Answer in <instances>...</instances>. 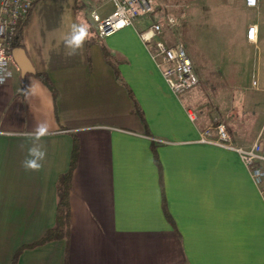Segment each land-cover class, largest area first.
<instances>
[{"label": "crops", "instance_id": "crops-1", "mask_svg": "<svg viewBox=\"0 0 264 264\" xmlns=\"http://www.w3.org/2000/svg\"><path fill=\"white\" fill-rule=\"evenodd\" d=\"M154 1L151 19L173 47L182 44L174 31L184 26L188 43L214 2L241 4L248 44L249 27H258L259 0H178L164 9ZM78 5L37 0L13 48L11 79L0 84V264H264L263 198L238 153L200 142L217 113L196 88L170 89L140 39L153 23L100 40L88 31L73 54L64 45L72 26L94 25L92 11L113 13ZM41 123L46 157L39 171L25 170L26 133ZM75 142L69 238L40 243L57 226V182Z\"/></svg>", "mask_w": 264, "mask_h": 264}, {"label": "rangeland", "instance_id": "rangeland-1", "mask_svg": "<svg viewBox=\"0 0 264 264\" xmlns=\"http://www.w3.org/2000/svg\"><path fill=\"white\" fill-rule=\"evenodd\" d=\"M174 1L178 0H156L161 9ZM217 3L209 7L200 26L191 27L194 34L188 43L184 26L174 35L186 46L199 78L195 90L202 92V98L217 113L215 118L226 121L234 145L249 149L264 124V0H259L253 10L259 28L256 44L241 38V4L229 7ZM78 4L86 9L102 7L101 14L115 10L114 0H78ZM179 6L184 7L183 3ZM137 22L143 26L151 25L153 20L142 18Z\"/></svg>", "mask_w": 264, "mask_h": 264}, {"label": "built area", "instance_id": "built-area-1", "mask_svg": "<svg viewBox=\"0 0 264 264\" xmlns=\"http://www.w3.org/2000/svg\"><path fill=\"white\" fill-rule=\"evenodd\" d=\"M35 0H0V80L7 84L11 79L9 69L13 61V48L19 29L28 20ZM115 10L106 18L97 11L91 12L95 31L100 39H105L118 31L134 26L137 19L151 18L156 12L154 0H114ZM250 7L257 5V0H247ZM171 23L172 21L169 20ZM163 27L153 23L140 32L141 41L151 50L152 58L157 61L164 79L176 95H183L199 84L191 59L183 44L169 46L161 39ZM259 29L252 25L247 31L250 43L258 41ZM254 86L257 83L254 82ZM196 120V114H189ZM200 142L214 145L239 154L248 169L264 201V124L255 142L249 149L234 145L226 121L218 118L200 136Z\"/></svg>", "mask_w": 264, "mask_h": 264}, {"label": "trees", "instance_id": "trees-1", "mask_svg": "<svg viewBox=\"0 0 264 264\" xmlns=\"http://www.w3.org/2000/svg\"><path fill=\"white\" fill-rule=\"evenodd\" d=\"M36 2H37V0H35V3ZM35 3H34V5H35ZM78 9L79 8L76 7V10H78ZM27 22H28V20L19 29V34L15 40L14 47H21L22 46L21 33H22L24 26L27 24ZM87 27H88V31L91 34L96 33L95 28L92 24L88 23ZM96 36H97L96 39L100 40L97 33H96ZM92 42H94V41L90 40L88 43L91 44ZM102 52H103V57H104V60L106 61V63L109 64L117 73L116 61H115L114 57L111 55V53L105 47L102 48ZM38 77L54 93V95H56L55 89H54L51 81L49 80L48 76L45 74H39ZM229 130H230V128H229ZM78 155H79L78 143L75 142L74 150L72 153V160H71L70 169L57 182V194H58V222H57V226H56V228L51 230L49 233H47L43 237V239L40 241V243L41 242L55 241V240H59L62 238H65V239L69 238V228H70L69 195H70V191H71L72 175H73V172L77 166Z\"/></svg>", "mask_w": 264, "mask_h": 264}, {"label": "clouds", "instance_id": "clouds-1", "mask_svg": "<svg viewBox=\"0 0 264 264\" xmlns=\"http://www.w3.org/2000/svg\"><path fill=\"white\" fill-rule=\"evenodd\" d=\"M88 37V29L86 25L74 24L72 26V31L69 37L64 40V45L66 48H70L73 54L79 50L84 41ZM3 80H0V84ZM49 134V129L46 123L39 124L33 132L26 133L32 142V147L27 150V158L23 161V167L25 170L29 171H39L42 168V161L46 157V152L39 145V142L43 140Z\"/></svg>", "mask_w": 264, "mask_h": 264}, {"label": "water", "instance_id": "water-1", "mask_svg": "<svg viewBox=\"0 0 264 264\" xmlns=\"http://www.w3.org/2000/svg\"><path fill=\"white\" fill-rule=\"evenodd\" d=\"M22 53H23V51H22ZM25 68H27V67H25V66H24V68H23V69H25ZM21 69H22V64H21Z\"/></svg>", "mask_w": 264, "mask_h": 264}]
</instances>
